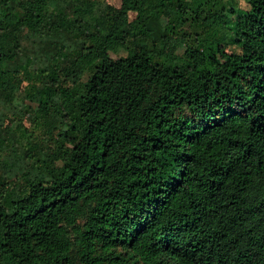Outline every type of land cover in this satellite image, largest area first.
I'll return each instance as SVG.
<instances>
[{
    "label": "trees",
    "instance_id": "1",
    "mask_svg": "<svg viewBox=\"0 0 264 264\" xmlns=\"http://www.w3.org/2000/svg\"><path fill=\"white\" fill-rule=\"evenodd\" d=\"M0 169V264H264V0H0Z\"/></svg>",
    "mask_w": 264,
    "mask_h": 264
},
{
    "label": "rangeland",
    "instance_id": "2",
    "mask_svg": "<svg viewBox=\"0 0 264 264\" xmlns=\"http://www.w3.org/2000/svg\"><path fill=\"white\" fill-rule=\"evenodd\" d=\"M96 1L98 3H100V4H106V5H109V6L113 7V8H116V9H118L120 7V5H121V0H96ZM236 3L237 4H236L235 7L231 8L229 6L226 9V11L228 13H230V11H232V9L235 10L236 7H238V8L239 7H242V8L245 7V4L243 2H241V1H237ZM134 17H135V13L132 12V11L131 12H128L126 14H122V15H120L118 17L115 26L117 28H121L124 25H126L127 23H129L131 20H133ZM206 26H208V25H206ZM190 29L191 28H189V24L186 22L184 24V26H183V32L185 31V32L189 33L190 32ZM177 38L182 39V37L179 36V35L177 36ZM183 38H185V36ZM175 39H176V37H175ZM9 40H12V39H9ZM177 48L180 49V47H178V46H177ZM118 55L119 56L120 55H124V53L123 52H120ZM112 56L116 57V55H114V54H112ZM14 68H15V65H11L10 66V70H13ZM25 85H26V82H24V83L21 84L20 89H19V92L20 91L22 92L24 90ZM54 99L56 101H58V98L57 97H55ZM22 103L23 104H26V105H29L28 101H24L21 96H19L17 98V100L14 102V104H17V105H20ZM12 111L14 112V108L12 106H8L7 108L2 109V112L5 113V117H6L5 123L3 124V128H4V130H5V128H7V129L10 128L11 129V132L12 133H15L17 135V137L20 138L21 137L20 136V133L19 132H16L15 130H13V128H14L13 125H14V122H15V118L16 117L12 115ZM21 122H22L23 127L27 130V132L25 133V136L23 137L24 139L27 138V140L28 141H31L32 144L34 142L40 143V141L42 140V142L40 143L41 146H44L45 144H48V142L45 141L46 140V135H45L46 134V131H45L44 127L35 125L32 122L31 116L29 114L27 116H25L22 119ZM64 135L67 138H69L70 137V132L67 131V132L64 133ZM33 137H36V138L34 139ZM21 143H22V145H17V146L15 145L16 146V150H17V153H18V151L21 150L22 147H27L26 142H21ZM0 173H1V169H0Z\"/></svg>",
    "mask_w": 264,
    "mask_h": 264
}]
</instances>
